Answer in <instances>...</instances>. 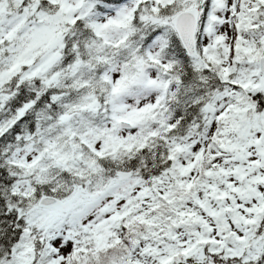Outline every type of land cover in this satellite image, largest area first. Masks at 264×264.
I'll list each match as a JSON object with an SVG mask.
<instances>
[{
	"label": "snow or ice",
	"instance_id": "6c2138e0",
	"mask_svg": "<svg viewBox=\"0 0 264 264\" xmlns=\"http://www.w3.org/2000/svg\"><path fill=\"white\" fill-rule=\"evenodd\" d=\"M0 264H264V0H0Z\"/></svg>",
	"mask_w": 264,
	"mask_h": 264
}]
</instances>
